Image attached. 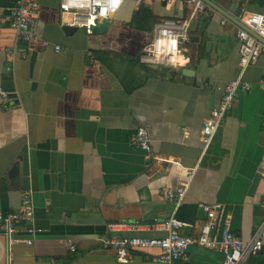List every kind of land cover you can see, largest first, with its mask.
I'll return each mask as SVG.
<instances>
[{
  "label": "crops",
  "instance_id": "1",
  "mask_svg": "<svg viewBox=\"0 0 264 264\" xmlns=\"http://www.w3.org/2000/svg\"><path fill=\"white\" fill-rule=\"evenodd\" d=\"M16 1L0 0V86L14 88L9 107L0 106V208L18 211L27 192L33 217L21 227L37 231L31 244L11 245L12 264H161L153 259L157 248L120 263L98 237L160 236L152 224L171 215L183 222L181 234L196 236L203 203L220 205L218 230L227 219L250 239L264 218V50L240 71L235 24L209 8L181 43L184 66L142 61L155 20L187 17L190 9L177 0H123L99 21L107 26L99 33H66L70 14L60 0H37L38 34L24 41L6 20ZM214 1L236 17L243 8L264 13V0ZM238 76L251 86L204 147L201 125L223 85ZM138 126L148 130L154 159L130 140ZM182 184L177 205L162 196L164 187ZM111 222L128 225L110 231ZM6 256L0 230V264ZM222 261L218 249L190 244L175 264ZM241 264H264V248Z\"/></svg>",
  "mask_w": 264,
  "mask_h": 264
},
{
  "label": "built area",
  "instance_id": "2",
  "mask_svg": "<svg viewBox=\"0 0 264 264\" xmlns=\"http://www.w3.org/2000/svg\"><path fill=\"white\" fill-rule=\"evenodd\" d=\"M143 0H136L140 4ZM173 1V0H165ZM190 9L187 17L183 19L160 18L153 23L152 38L146 42L140 53V59L147 63L159 64L167 67L184 66L188 57L184 54L181 43L189 39V29L192 21L201 11L211 8L204 0H177ZM123 0H60L59 7L62 12L70 14V25L84 27L90 31L92 26L117 12ZM38 17L37 0H17L15 5L9 8L6 20L24 41L29 40L38 33L35 23ZM244 27L235 24L236 39L239 51V70L243 71L249 64L256 61L264 50V13L247 11L244 8L236 17ZM228 20L223 16L222 21ZM259 37V38H258ZM55 48L60 49L59 45ZM251 86L250 82L240 76L228 80L222 87L220 98L211 109L209 116L204 119L200 128V138L206 147L218 127L222 124L227 111L231 108L234 99L239 93L246 91ZM258 86L264 91V78L258 80ZM11 102L9 91L0 86V106L8 108ZM133 144L144 151L146 159H154L148 130L144 126H138L130 137ZM186 190V184L172 189L164 187L162 196L165 199L174 200L176 205L181 200ZM202 210L205 218L199 226L196 236L183 235L179 229L183 222L171 215L161 221L152 224L154 230L163 232L160 236L127 235L121 233L102 234L98 241L102 246L111 247L114 250L116 260L127 263L137 250L146 251L157 248L159 251L153 259L161 264H175L182 258L190 244H199L209 248L218 249L223 255L222 264H241L248 256L254 255L264 248V218L257 225L250 239L244 240L236 235L226 219L218 230L217 203H203ZM33 204L27 192L23 194L20 209L18 211L4 212L0 208V230L7 240V256L2 264H12L11 245L16 242L31 244L37 229L34 226L21 227V222L32 221ZM125 222H111L108 224L110 231L123 230L127 227ZM24 230L26 237L19 236ZM74 249V245H70Z\"/></svg>",
  "mask_w": 264,
  "mask_h": 264
},
{
  "label": "water",
  "instance_id": "3",
  "mask_svg": "<svg viewBox=\"0 0 264 264\" xmlns=\"http://www.w3.org/2000/svg\"><path fill=\"white\" fill-rule=\"evenodd\" d=\"M212 9L218 11L222 16L226 17L228 20H230L231 22H233L234 24L244 27L242 25V23L236 18V16H234L233 14H230L228 12H226L224 9H222L214 0H204ZM106 24L103 23H97L95 25L92 26L91 30L93 33H99L102 32L106 29ZM78 28V26L75 25H70V24H65L63 26V30L66 33H70L72 30ZM259 38V37H258ZM263 43H264V39L259 38ZM3 88L7 91H9V95L13 96L14 95V88L11 84L10 81H5L4 82V86Z\"/></svg>",
  "mask_w": 264,
  "mask_h": 264
},
{
  "label": "trees",
  "instance_id": "4",
  "mask_svg": "<svg viewBox=\"0 0 264 264\" xmlns=\"http://www.w3.org/2000/svg\"><path fill=\"white\" fill-rule=\"evenodd\" d=\"M142 11H145V8L140 7L139 10H138V12L141 13ZM155 21H156V20H155ZM155 21H154V22H155Z\"/></svg>",
  "mask_w": 264,
  "mask_h": 264
}]
</instances>
